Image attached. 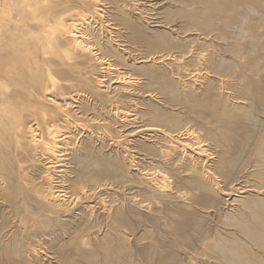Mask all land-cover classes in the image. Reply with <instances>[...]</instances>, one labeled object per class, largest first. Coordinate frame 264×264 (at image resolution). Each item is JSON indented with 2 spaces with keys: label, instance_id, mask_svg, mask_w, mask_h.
<instances>
[{
  "label": "rangeland",
  "instance_id": "374dc122",
  "mask_svg": "<svg viewBox=\"0 0 264 264\" xmlns=\"http://www.w3.org/2000/svg\"><path fill=\"white\" fill-rule=\"evenodd\" d=\"M18 1L7 9L24 31L0 42V73L11 88L32 84L29 66L47 76L42 64L20 56L10 62L14 50L26 49L44 61L41 9L21 18ZM62 1L93 52L77 51L76 70L65 65L73 62L66 54L51 57L62 88L50 83L51 99L41 97L38 107L65 140L57 153L39 151L25 165L30 185L44 197L53 187L64 205L58 212L35 192L13 203L0 187V264H264V0L232 4L229 18L203 24L207 34L188 28L196 21L188 13L211 6L221 16V0ZM125 19L139 25L138 39ZM28 25L38 28L29 34ZM209 102L222 104L220 119L199 116ZM192 140L207 152L183 147ZM87 219L93 226L75 240Z\"/></svg>",
  "mask_w": 264,
  "mask_h": 264
},
{
  "label": "bare ground",
  "instance_id": "6f19581e",
  "mask_svg": "<svg viewBox=\"0 0 264 264\" xmlns=\"http://www.w3.org/2000/svg\"><path fill=\"white\" fill-rule=\"evenodd\" d=\"M188 1H192V0H188ZM89 2L90 3L92 2V4L97 7V0H89ZM14 3H15V0H8V3L6 1L0 0V42H2L3 40H6L7 38L11 39L14 42V35L15 34H13L12 32L13 31L23 32L24 30H22V29H23V27L26 26V25L18 24L17 21H14L15 16H13V12L11 14L12 8L7 9V7H9L8 5H13ZM250 3H251V0H221V2H219V10H220V12H222V14L224 13L221 16H217L213 12H209L208 10L212 8L211 6H209L207 9H205L203 7H198L197 11H195L193 13H191V12L188 13V17L192 16V17L196 18V21L194 22V24H192L190 26L187 25V26L189 29L191 27H196L201 32L207 34L206 28L203 26L204 23L210 24L212 21H215V20H225L226 18H229L225 13L228 12L229 10H231L232 4L233 5L237 4V5H242V6L247 7V6H249ZM65 4H67V3H65ZM16 5L22 6V11L19 9L18 13L16 14V15L20 16L21 18H25V16L22 15V14H24V15H27L28 17L31 15L34 19L35 13L36 12L39 13L40 9H41L42 22H41V26L39 28H40V31L43 32V35H44L43 38L45 40L44 44H43L44 61L40 62L38 60V55L34 50L26 49L25 51L19 50V52L14 50L12 52L13 53L12 57L15 56V60H13L11 57L10 62L18 64L15 61H16V57L20 56L21 60H24V62H25V60H27V61L31 60L34 62L33 64H35L37 67H40V65L42 64L44 71L47 73V76L42 77L40 72L33 70L32 66H29L31 73H29L27 75L32 79V81H33L32 84L15 83L14 84L15 87L11 88L8 79L2 73H0V187H3L5 191L8 190V193H7L8 197L7 198H9V199L13 198L12 199L13 203H15L18 199L31 198L33 196L34 192L38 193L44 197L43 192L39 188L37 189L34 186V184L32 186L30 185L32 182H34L35 179L31 175V173L29 174L28 168L25 165V163H27L28 160H30L33 156H36L39 151H42L44 154H46V152L53 153V154L57 153L58 151H60L59 150L60 143L63 140H65L66 133L62 132V130H61L62 127H61V125H59L57 123V120L54 119L53 117H50L43 107H38V105H41V97L45 101L47 98H48L47 100L51 99V98L49 99V96L47 93L50 83L52 84V86L62 88V86H60V84L58 82L57 77L54 75L55 71L53 70V64H52L51 57L55 56V55L59 56L60 54H66L67 56L71 57L73 62L65 64V65H68L69 69L76 70L78 68V66L82 64V62L78 61V58L80 57V55H79V53H77V51H80L82 53L93 52V50L91 48V46H93V45H91L88 42V40H86V39H89V38H86V36H87V35H85L86 33H83L80 29H78V27H77L78 24L76 25L73 23H69L71 20L69 21V19L65 15V14H68V13H66L68 11V8L64 5V2L62 0H20V1L16 2ZM4 6L6 8H4ZM205 11H207V12H205ZM86 14H87V12H86ZM199 18L202 19V22L199 21ZM231 23H232V21H231ZM123 24H124L125 28L130 30V32L134 35V37H136L138 39V34H139V32H141L139 25L136 24L135 21L128 20V19H125L123 21ZM231 26H233V25H231ZM27 27L29 28L28 29L29 34L34 32L33 31L34 28H38V27L33 26V25H28ZM187 30L188 29H185V31H187ZM214 30H216V32L222 36L225 35V32H226L225 27H222V26H217V28L215 26ZM16 36H18V35H16ZM17 45H20L19 41L17 42ZM165 48H166L165 45H162V44H160L159 46L156 47V49H162V50ZM3 49H6V47H3V45H1V43H0V50H3ZM171 53H166L164 55H161V57H159V58H163V57H166L168 55H171ZM180 54L183 57L186 53H183V51H181ZM199 54H200V56H204L202 51H200ZM111 55H113V54H111ZM206 61H207V58H206ZM3 67H5V65L0 64V69ZM220 74H227V73L225 71H221ZM23 75L26 76V74H24V73H23ZM154 75L156 76V73ZM240 77H241V75L238 76V79ZM243 78H245V77H243ZM36 80H39V83L36 82ZM34 84H36V87ZM22 85L28 88V92L18 91L19 88H21V87L25 88ZM40 93H41V95H40ZM205 99H207V98H204V100ZM216 101H215V103H216ZM223 101H221L222 104L224 103ZM221 102H219V103H221ZM54 104H55V102H54ZM60 106H62V105H60ZM200 106L203 109V111L200 110L202 112H198V113H200L199 116L201 118L206 119V118L211 117V115H213V116H217V118L220 119L218 116V114L220 113V110H219L220 106L219 105H218L219 109H218V107H213L210 104V102L209 103H202ZM13 108L15 109V111H12ZM59 112H62V111H59ZM26 113H28V114H26ZM226 115H228V114H226ZM66 116H67V114H66ZM160 116H162V115H160ZM167 117H168V115H167ZM30 118H31V120H30ZM157 120H158V118H157ZM166 120H168V118ZM173 120L174 119H172V121ZM32 122H34V123H32ZM38 125L42 126V129H43V131L40 130L41 131L40 133H39ZM170 126H172V125H170ZM217 127H219V126H217ZM170 129H168L167 131H169ZM225 129L226 128H224V130ZM191 134H193V133H191ZM193 136H194V134H193ZM203 144H202V141H200V140H196V141L192 140V142L183 141V147L191 148V150L193 149L194 151L198 152L199 154L204 155V153L207 152V149L204 148ZM226 159L227 158H225V160ZM202 160H204V159H202ZM196 162H194V165ZM198 162H199V160H198ZM225 163L226 162H224L223 164L225 165ZM196 167H198V166H196ZM226 167H228V166H226ZM50 169H52V166L47 167V173H48L49 177L51 176L50 171H49ZM191 170H193V169H191ZM152 172L154 173V170ZM209 172H210V170H209ZM228 172L229 171H227V173ZM111 175H112V173H111ZM153 175H152V177H153ZM117 177H118V175H117ZM91 178L94 179L95 175H94V178L91 175ZM96 178H98L97 175H96ZM149 178H151V177H149ZM207 178H210V176H207ZM201 180H199V181H201ZM214 181L216 182V183L214 182V184L219 185L218 180H214ZM92 183H93V187L90 190H93V193L96 189H98L103 184V182L101 184V182H99V181L98 182H92ZM197 183H198V181H197ZM229 183H230V181H229ZM204 184H206V182ZM212 184H213V182H212ZM161 187L164 188V186H161ZM214 187H216V186H214ZM163 188H161V189H163ZM209 189H207V191ZM241 189H244V187H241ZM209 191H208V193H209ZM201 192H203V191H201ZM208 193H206V194H208ZM213 194H214V192H213ZM61 196L62 195L59 193V191L54 190V188L51 187L48 190V193L45 194L44 198H46L47 200L54 201L53 202L54 207H52V208H54V209H56V211L60 212L59 207H62L64 205V204L62 205V203H61V201H62ZM63 209H61V210H63ZM65 210H66V208H65ZM116 219H117V216H116ZM114 222H116V221H114ZM90 225H92V224H90L88 222V219L85 220L84 223H82V222L79 223L76 227V230H75V231H77L76 232L77 234H75L76 235L75 240H76V237L84 236L85 231H86V226H90ZM111 225L112 224H110V226ZM120 226H121V224H120ZM107 244L109 245L110 243H107ZM107 248H108V246H106V248L104 247L105 251L107 250ZM16 252H18V251H16ZM88 253L91 256L90 252H88ZM106 254L108 255V253H106ZM108 256H106V257H108ZM112 256L114 257V255H112ZM90 258H92V257H90ZM156 263H157V261H156Z\"/></svg>",
  "mask_w": 264,
  "mask_h": 264
}]
</instances>
